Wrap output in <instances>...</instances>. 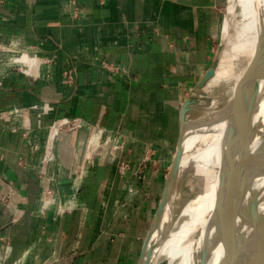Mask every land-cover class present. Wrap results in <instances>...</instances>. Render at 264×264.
Segmentation results:
<instances>
[{"label": "crops", "instance_id": "1", "mask_svg": "<svg viewBox=\"0 0 264 264\" xmlns=\"http://www.w3.org/2000/svg\"><path fill=\"white\" fill-rule=\"evenodd\" d=\"M222 1L0 0V264L138 263Z\"/></svg>", "mask_w": 264, "mask_h": 264}, {"label": "bare ground", "instance_id": "2", "mask_svg": "<svg viewBox=\"0 0 264 264\" xmlns=\"http://www.w3.org/2000/svg\"><path fill=\"white\" fill-rule=\"evenodd\" d=\"M226 3L214 73L202 87L194 86L184 110L189 121L181 175L152 237L159 239L152 264L161 260L164 264H219L235 240L232 258L226 264H246L259 255L257 261L264 252V243H258L264 233V0ZM3 55L11 60L18 53L6 49ZM22 55L19 58L34 62L33 55L26 51ZM254 93L256 101L249 118L247 106ZM223 102L238 103L237 124L231 134L219 125L214 127L216 112L206 115ZM182 114L169 117L172 121L176 117L178 132ZM56 129L52 126L50 139ZM185 178L188 193L181 197Z\"/></svg>", "mask_w": 264, "mask_h": 264}, {"label": "water", "instance_id": "3", "mask_svg": "<svg viewBox=\"0 0 264 264\" xmlns=\"http://www.w3.org/2000/svg\"><path fill=\"white\" fill-rule=\"evenodd\" d=\"M218 49H219V46H218ZM213 73H214V68L212 65L204 72V74L200 77V79L197 81L195 86L196 87H202L203 85H205L206 81L213 75ZM255 95H256V93L253 94V96L249 100V103L247 106L248 111H249V118H250V115H251V112L253 109V104L256 101ZM184 102L181 106L180 112H182L184 110V106H183ZM188 116H189L188 113L186 111H183L182 120H181V128H180V132H179V136H178V140H177L176 150H175V153H174L173 158H172L171 166L167 172V176H166V179H165V182L163 185V189L161 192V197L159 199V202H158V205L155 209V212L152 216V219H151L150 225L148 227V230L146 232V235L144 236V240L142 243V247H141V251H140V255H139V259H138L137 264H152V261L154 258V252H155V249L159 243V239H157V238L152 239V237L154 236V232L157 231L160 227L165 209L167 208V206L171 202L172 196L177 189L179 178L181 175L180 174V163H181V159L183 156V141H184V137L187 134V129H188L187 128L188 127V121H189ZM249 118H248V121L246 122L247 127H248V123H249ZM240 206H241V204H239V208H240ZM254 208H255V206H254ZM254 208H253V210H254ZM263 235H264V233L262 231V233H260V236H259L260 242H258V243H260V245L264 243ZM235 242H236V240L233 242V244H231L228 247L226 252L223 254L222 259H221L219 264H226L228 262V260H230V258H232V247L235 244ZM244 244L245 243H243L242 246ZM259 254H260V251H259ZM256 258L254 260H252L251 262L249 260L246 264H264V252H263V254L259 260L255 261ZM164 263H165V260H161L158 264H164ZM199 264H207V262L203 261L202 263H200V261H199Z\"/></svg>", "mask_w": 264, "mask_h": 264}, {"label": "rangeland", "instance_id": "4", "mask_svg": "<svg viewBox=\"0 0 264 264\" xmlns=\"http://www.w3.org/2000/svg\"><path fill=\"white\" fill-rule=\"evenodd\" d=\"M226 5H227L226 0H223L222 3H221V5H220L219 22H218V24H216V27H215V30H214V37H213L214 38L213 39L214 42L213 43H214V50H215V52L213 51V55H212V57L210 59V63H211L210 66H212L215 63L216 50H217V47L219 46V43H220V37H219L220 30L219 29L221 28V24H222L221 20H223V18H224V13L226 11ZM6 49L7 48H3L2 44H0V61H10V62H18V63L29 64V61L26 58H19V57H23L22 52H17V51H14V50H13V53H18V55H16V57L13 58V59H11V60H5L2 57H4L3 54L5 53V50ZM240 86H241V84L238 86V88H240ZM188 93H187V95H188L187 100H186V102L183 105L184 106V110L188 106L189 100H190V94H188ZM217 105L219 107H218V109L216 111L215 110H212V109H209V111L206 113V115L208 117L209 116L211 117V116H213L214 112H216V114L213 116L214 117V127H216L217 125H219V126H221L223 128H226L227 129V132L229 134H231L232 131L234 132V130L236 128V124H237L238 103L235 102L234 104H230L228 102H223V103L217 104ZM204 122H205V125L207 126L208 125V122L207 121H204ZM52 126H55V125H52ZM52 126H51V129H50V132L52 131ZM207 128L210 129L209 126ZM222 130H224V129H222ZM222 130H221V132H222ZM92 132H94V131H92ZM202 134H204V132L201 133L200 136ZM191 137H193L192 134L190 135V138ZM198 137H199V135H198ZM124 141H126V139ZM192 141H195V140H192ZM108 142L110 143L111 150L113 151V149H112L113 142L112 141H108ZM124 144H125V142H124ZM173 152H174V146L172 147V150H171L170 153H173ZM172 155L173 154L168 155V160H167V163H166V166H165L166 168H165V170L163 172L164 173L163 179L161 180V183H160L159 188L156 190V194H155L156 195V199H155V203H154L155 206H156V204H157V202L159 200V197L161 195V191L163 189L165 177H166L167 172H168V168H169V165H170V161H171ZM187 193H188V190H187V187H186V178H185L183 180V183L181 184V187H180V190H179V196L182 197L183 195H186ZM146 228H147V226H144L143 225V227L141 229V233L142 234H140V238L139 239H136L137 240L136 243L133 244V247H134L133 249H135V251L133 253L136 255V256L134 255L136 258L138 256V253H137L138 252V249L139 248L141 249V247H142V238H143V235H144L143 233H145L144 232L145 231L144 229H146Z\"/></svg>", "mask_w": 264, "mask_h": 264}, {"label": "built area", "instance_id": "5", "mask_svg": "<svg viewBox=\"0 0 264 264\" xmlns=\"http://www.w3.org/2000/svg\"><path fill=\"white\" fill-rule=\"evenodd\" d=\"M57 127V131L59 129V126H71V127H78L81 125V121L78 120H72V119H68V118H63L59 121L58 124H56ZM115 136H109L107 138V141H112L113 142V154H115L116 156H119L123 150L124 147V137L123 135L120 134H114ZM116 135H118L119 138L116 137ZM121 166L123 168H127V163L123 161V159L121 160Z\"/></svg>", "mask_w": 264, "mask_h": 264}]
</instances>
